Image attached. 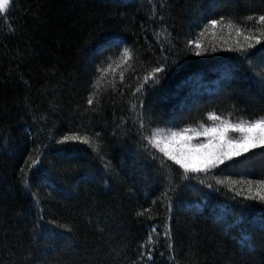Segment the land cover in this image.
<instances>
[{
  "label": "trees",
  "instance_id": "obj_1",
  "mask_svg": "<svg viewBox=\"0 0 264 264\" xmlns=\"http://www.w3.org/2000/svg\"><path fill=\"white\" fill-rule=\"evenodd\" d=\"M161 2L15 0L8 17L0 19V264H128L125 258H136L152 227L159 243L145 264H264V205L242 206L231 193L196 179L181 183L178 172L171 259L163 237L168 214L159 202L165 184L158 162L138 148L139 125L129 111L128 85L136 86L135 77L127 72L121 84L117 69L115 90L110 74L100 83L99 104H87L96 65L124 46L104 50L107 41L122 40L137 51L141 77L168 56L170 70L144 98L152 128L209 123L212 110L231 113L233 120L264 114L260 45L251 64L233 53L196 56L184 47L210 14L261 13L264 3L163 0L167 7L160 9ZM161 15L175 44L165 45L164 53L154 36ZM205 39L223 44L219 36ZM73 134L93 138L101 154L79 141L57 143ZM224 175L264 178V158L257 155ZM149 207L151 213L135 215ZM245 235L249 242H242Z\"/></svg>",
  "mask_w": 264,
  "mask_h": 264
},
{
  "label": "snow or ice",
  "instance_id": "obj_2",
  "mask_svg": "<svg viewBox=\"0 0 264 264\" xmlns=\"http://www.w3.org/2000/svg\"><path fill=\"white\" fill-rule=\"evenodd\" d=\"M261 2L264 3V0ZM14 3L15 0H0V19L8 17ZM165 7L167 5L162 0L160 9ZM160 20L162 26L154 32V36L156 43L160 46V52L164 53L168 50L165 45L175 47V44L171 32L166 26H163L164 17L162 15ZM9 23L11 22L9 21ZM12 30L14 31V28ZM225 34H227V40H224ZM209 36L213 38L219 36L223 44L218 46L213 41H207L205 38ZM121 45L124 46L118 56L113 58L112 55H109L96 65L97 75L92 81L93 92L89 94L87 104L89 106L99 104L100 83L110 74L113 75V90H115L114 77L117 69H120L121 84H124L125 80L129 78L125 73L130 72L135 77L136 86L133 88L128 85L133 97L129 111L135 114L132 117L133 123L139 125L136 129V134L139 137L138 148L143 155L158 162L157 171L161 181L165 184L159 202L168 214L169 223L165 225L163 237L168 241L167 248L170 258L174 259L175 242L170 221L172 220L174 197L181 187V184L174 179L177 172L181 183L196 179L199 184L210 190L220 192L224 189L226 193H231L232 200L242 206H247L245 202L264 205V178L252 179L244 176L241 179H233L231 175H224L229 169L248 165L257 155L264 158V114L255 118L240 117L233 120L231 113L228 116H223L212 110L207 112L209 123L201 122L196 126L152 128L151 118L145 115L144 98L147 89L159 83L161 77L170 70L168 56H164L162 61H157L156 66L144 72L141 77L140 69L135 67L140 58L135 49L124 44L122 40L119 42L109 40L104 50L112 47L120 48ZM257 45L261 46L258 50ZM184 47L196 56L210 55L217 51L233 53L250 64L253 62L252 57L256 55L253 50H257L260 53V65L264 67V12L244 16L221 14L218 18L215 14H210L202 27H199V31L186 40ZM141 68H143V64H141ZM260 85L264 88V74L261 75ZM121 95H123L122 91ZM174 120L175 116L170 119L169 123L171 124ZM123 123L122 120L121 124L123 125ZM99 135V133L96 134L97 137ZM67 141H79L86 144L98 155L102 152V146L89 136L65 135L57 143ZM256 150L260 151L257 153ZM101 159H103L102 155ZM38 163L39 156L32 160L29 168ZM109 167L110 165L106 163L105 168ZM221 176L223 178H220ZM205 177L211 179H205ZM25 186H28L27 180ZM183 186L190 187L191 185L184 183ZM152 203L155 205L157 201L153 200ZM151 212V207L141 208L135 212V215L143 217L145 213ZM151 218L149 215L148 219ZM43 219L41 215L39 220ZM50 223L54 222L50 221ZM37 226H39V222ZM60 227L66 226L60 225ZM260 229L264 231V217H261ZM66 230L71 231L70 228ZM153 233H156L157 237L159 236L157 229L152 227L146 240L140 243L136 258H125L128 264H145V257H147V261L153 259V252L159 243ZM250 239L249 235H245L242 237V242H249ZM248 246L251 247V244L248 243Z\"/></svg>",
  "mask_w": 264,
  "mask_h": 264
}]
</instances>
